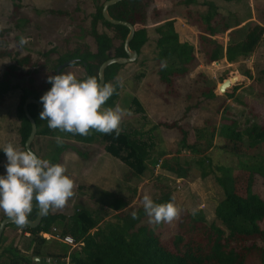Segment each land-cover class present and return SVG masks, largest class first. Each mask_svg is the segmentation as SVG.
<instances>
[{"label":"trees","instance_id":"trees-1","mask_svg":"<svg viewBox=\"0 0 264 264\" xmlns=\"http://www.w3.org/2000/svg\"><path fill=\"white\" fill-rule=\"evenodd\" d=\"M9 1L16 11L21 0ZM105 1L107 0H91L93 12L89 15L86 30L91 45L79 44L64 52L50 49L41 55L44 61L40 67L22 74L18 68L29 65V58L15 55L14 58L12 57V64L8 65L0 76V99L9 91H19L18 103L15 107L19 149H24V142L30 131L29 123L22 111L23 102L26 99H35L40 102V97L51 88V84L47 83V77L55 75V69L59 65L73 60L68 67L79 66L83 74L77 79L84 80L91 76L97 77L99 65L107 59L125 57L123 41L128 30L122 26L110 25L103 20L101 6ZM154 2L156 0H121L107 9L112 19L126 22L133 27L134 34L128 47L136 53L137 57L147 43L146 10ZM175 4L188 7L196 5V1L175 0ZM201 6L205 9L202 14H189L191 23L197 30L198 51L202 54L201 64L210 65L219 61L232 64L253 53L264 34V25L247 26L239 40L231 39L229 32L228 41L224 44L218 37L228 31L229 26L212 2H204ZM53 14L64 15L65 13L54 12ZM173 24V19H170L154 28L155 73L158 83L168 92L173 88L175 80L186 77L198 64L193 45L181 40ZM99 26L110 35L105 31L99 32ZM233 27H238V24ZM3 55L11 58L10 52L0 54V56ZM52 55L53 59L50 58ZM162 62L166 66L162 67ZM123 67L124 65L112 64L104 69L103 84L112 83L116 86V94L110 97L104 107L114 108L120 100V86L116 77ZM261 74L264 75V70ZM16 77L18 79L22 77L24 81L21 84L12 83V79ZM202 84L199 94L211 96L214 86H206L205 82ZM223 95L226 98L231 97L228 91H225ZM133 104L138 106L136 100L131 97L127 107L131 108ZM27 112L36 128L34 139L30 144L31 151L34 152V141L43 137L48 138L43 159L49 160L52 164H59V157L68 150L83 159L88 158L89 154L81 152L74 144L63 140L61 144H58L53 132L59 130L50 129L46 120H40V113L34 105H28ZM186 112L185 107L181 119ZM218 112L219 109L216 110V114ZM175 126L178 127L173 123L169 127L175 128ZM180 132L181 146L184 149L201 154L203 150L211 148L214 136L209 130L205 129L197 135L195 142L190 145H187L185 141L187 133ZM61 133L75 141L103 142L105 153L124 163L129 169L127 175L130 178H139L148 168L154 167L177 180L182 181L187 178L189 163L187 161L181 163L178 158L168 156L164 151H158L150 158L146 156L142 161L139 157L141 150L139 145L143 143L134 141L136 132L130 134L121 131L119 136H116L115 133L102 134L92 130V134L87 137ZM216 138L220 140L216 148L236 158L238 166L246 174L243 188L238 192L234 186V179L237 177L233 179L231 168L216 166L211 169L210 162L204 155H199L201 157H197L198 159L194 161L201 178L214 173L219 175L215 177V181L221 188L222 198L213 208V216L219 225L213 222L207 223L203 213L198 210L184 214L176 221V233L172 236L171 247H167L158 233L140 224L141 220L147 217L144 207L125 211L126 200L117 198L107 191H98L97 200L101 207L100 211L76 206L72 213L66 216L61 213H51L49 210L47 214L43 213L39 225L34 229L26 226L21 228L16 224L7 225L5 228L19 229L23 237L27 234L28 241L25 250L21 252L12 244L3 246L4 237L1 235L0 264H41L45 258L55 260L57 264H249L251 261L255 264H264V226H261L264 224V199L252 191L255 177H260L264 181V154L261 152L264 146V126L252 123L243 129H238L234 120L222 116L216 130ZM36 155L38 156L37 153ZM133 160L138 164L135 169H132ZM156 188L158 198L154 200V203L171 201V194L166 185L159 183ZM134 192L132 190V194ZM106 209L115 213L114 222L110 227L111 232L99 227L106 216ZM36 213L37 203L33 201V210L28 220L33 221ZM134 213L136 218H133ZM4 218L6 216L1 215L0 221ZM40 233L57 234L60 237L69 236L77 247L70 249L53 239H43ZM48 242L57 244L58 249L53 252L45 251V245Z\"/></svg>","mask_w":264,"mask_h":264},{"label":"rangeland","instance_id":"rangeland-1","mask_svg":"<svg viewBox=\"0 0 264 264\" xmlns=\"http://www.w3.org/2000/svg\"><path fill=\"white\" fill-rule=\"evenodd\" d=\"M195 1L196 5L188 7L177 6L175 0H156L150 4L146 10L147 43L142 47L139 56L132 63L124 65L116 77L120 86V100L117 104L132 112L131 116H126L122 120L121 131L137 133L133 137L134 141L143 143L139 145L140 159L143 161L146 156L150 158L156 152L164 151L168 156L178 158L181 163L185 161L189 163L187 178L177 180L157 167L148 168L139 178H130L127 175L128 167L105 153L103 142L75 141L60 131H55L54 137L60 136L63 141L74 144L81 152L89 155L83 159L68 150L59 157V164L66 167V174L74 181V196L64 208L50 210L51 213L68 216L76 206L100 211L98 191H107L117 198L126 200L125 211L138 210L143 207L144 195L151 196L153 201L158 198L156 186L160 183L169 189L170 202H174L181 209L180 216L198 210L203 213L207 223L219 225L213 216V208L222 198L221 188L215 181V177L219 175L214 173L201 178L194 161L204 155L208 158L211 169L216 166L231 168L233 179L237 177L234 179V186L238 192L242 190L246 174L238 166L236 158L216 148V144L220 142L216 138V130L222 116L234 120L238 129L252 123L264 126V75L261 74L264 70V34L249 57L240 58L232 64L219 61L203 65L202 54L197 46V30L191 23L189 14H202L205 9L201 4L212 2L229 26V30L218 37L225 44L229 32L231 39L239 40L247 26L264 25V0ZM54 12L65 14H53ZM92 12L91 0H21L16 11L9 0H0V54L11 53V58L0 56V76L6 67L12 64L15 55L29 58V65L18 68L22 74L40 67L44 61L41 55L50 49L64 52L79 44L91 45L86 30ZM170 19H173L174 30L181 40L193 45L198 64L186 77L175 80L173 88L168 92L157 81L153 56L156 37L154 28ZM235 24H238V27H233ZM98 31L105 30L99 26ZM105 32L110 35L108 31ZM21 37L28 41L22 47L19 44ZM53 57L52 55L50 58ZM63 72H71L77 78L83 74L79 66L65 68ZM230 77H235L237 81L225 89L231 95L230 98H226L224 93L217 92V87ZM23 81L22 77L12 79V83L21 84ZM203 82L206 86H214L211 96L199 94ZM18 97L19 91L12 90L0 99V175L6 174L4 165L7 158L3 153L4 146L12 143L18 148L16 136L18 123L15 118ZM131 97L136 100L138 106L133 104L131 108L127 107ZM185 107L187 112L181 119ZM173 123L178 125L179 129L176 126L170 128ZM205 129L214 136L209 150L205 149L198 154L181 146L180 131L187 133L185 141L190 145ZM47 140L48 138L41 137L34 141L33 150L41 158L44 157ZM261 152L264 154V146ZM137 165L133 160L132 169ZM132 190L135 191L133 194ZM252 191L264 199V181L260 177H255ZM105 211L106 216L99 227L111 232L110 227L114 222L115 213L108 209ZM1 215L7 217L3 210H0V217ZM176 221L153 224L149 222L147 216L140 224L158 233L161 241L167 247H171L172 236L176 233ZM114 234L116 235L115 232ZM2 235L3 246L12 244L21 252L25 250L28 240L21 236L19 229L5 228ZM57 249L58 245L53 242L45 245V251L53 252ZM249 264L255 263L251 261Z\"/></svg>","mask_w":264,"mask_h":264},{"label":"clouds","instance_id":"clouds-1","mask_svg":"<svg viewBox=\"0 0 264 264\" xmlns=\"http://www.w3.org/2000/svg\"><path fill=\"white\" fill-rule=\"evenodd\" d=\"M27 42L21 37L19 44L22 47ZM163 66H166L164 62ZM47 83L51 88L40 97L43 105L40 120H46L52 130L85 137L91 135L92 130L119 136L122 120L132 115L130 109L118 104L114 108L104 107L116 94V86L102 85L95 76L78 80L71 72H60L49 75ZM56 141L61 144L62 138L57 136ZM3 153L7 163L4 165L6 174L0 175V210L18 227L28 224L33 201L47 214L49 210L64 208L74 196V181L66 174L65 166L52 164L30 149H19L12 143L4 146ZM142 203L150 223H172L180 218L181 209L174 202L154 203L146 194ZM133 218H136L135 213Z\"/></svg>","mask_w":264,"mask_h":264},{"label":"water","instance_id":"water-1","mask_svg":"<svg viewBox=\"0 0 264 264\" xmlns=\"http://www.w3.org/2000/svg\"><path fill=\"white\" fill-rule=\"evenodd\" d=\"M121 0H107L105 2H103L102 6H101V16L103 18V20L105 22H107L110 25L113 26H122L125 27L128 30V33L123 41V51L125 53V57H117V58H111V59H107L106 61L102 62L98 69H97V79L98 82L101 83L103 85L104 80H103V72L104 69L112 64H116V65H126L129 63H132L137 55L134 51H131L128 47L129 42L131 41L133 34H134V29L133 27L123 21H117L112 19L108 13H107V9L108 7L115 5L116 3H118ZM73 63V60H69L66 61L64 63H62L61 65H59L56 69L54 74H59L60 70H62L63 68L68 67L69 65H71ZM216 63V62H215ZM236 78L235 77H230L229 79L224 80L218 87H217V92L222 94L224 93L225 89H227L230 85H234V83L236 82ZM238 81H241V79H238ZM34 105L37 110L39 111V113L43 110V106L41 105L40 102H38L35 99H26L23 102L22 105V111H23V115L24 117L27 119L29 126H30V131L29 134L24 142V150H28L30 149V144L34 139L35 133H36V128H35V124L34 121L32 120V118L29 116L28 112H27V106L28 105ZM43 216V212L40 209V207L37 205V213L36 216L34 218L33 221H29L28 224L26 225L27 228L29 229H34L35 227H37L41 221V218ZM10 224H15L14 221L9 218L8 216L4 219H2L0 221V237L5 229V227L7 225ZM34 261H36V259H34Z\"/></svg>","mask_w":264,"mask_h":264},{"label":"built area","instance_id":"built-area-1","mask_svg":"<svg viewBox=\"0 0 264 264\" xmlns=\"http://www.w3.org/2000/svg\"><path fill=\"white\" fill-rule=\"evenodd\" d=\"M52 232L55 233V230L52 229ZM39 235L43 239H53L63 245L68 246L70 249L77 247V244L69 236L60 237L57 234L52 235L50 233H40ZM41 264H57V263L55 260H52L50 258H45L44 260H42Z\"/></svg>","mask_w":264,"mask_h":264},{"label":"crops","instance_id":"crops-1","mask_svg":"<svg viewBox=\"0 0 264 264\" xmlns=\"http://www.w3.org/2000/svg\"><path fill=\"white\" fill-rule=\"evenodd\" d=\"M24 237H27V234H24Z\"/></svg>","mask_w":264,"mask_h":264}]
</instances>
